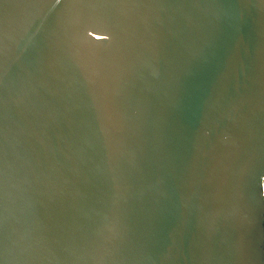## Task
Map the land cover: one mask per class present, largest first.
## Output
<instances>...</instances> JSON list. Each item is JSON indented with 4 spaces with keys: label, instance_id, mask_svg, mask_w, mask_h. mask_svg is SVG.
Instances as JSON below:
<instances>
[{
    "label": "water",
    "instance_id": "water-1",
    "mask_svg": "<svg viewBox=\"0 0 264 264\" xmlns=\"http://www.w3.org/2000/svg\"><path fill=\"white\" fill-rule=\"evenodd\" d=\"M0 264H264V0H0Z\"/></svg>",
    "mask_w": 264,
    "mask_h": 264
}]
</instances>
